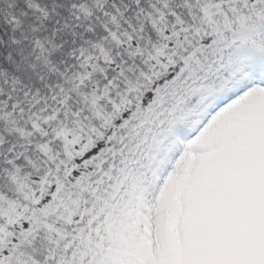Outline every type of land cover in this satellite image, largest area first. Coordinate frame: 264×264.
I'll return each mask as SVG.
<instances>
[{
    "label": "snow or ice",
    "instance_id": "snow-or-ice-1",
    "mask_svg": "<svg viewBox=\"0 0 264 264\" xmlns=\"http://www.w3.org/2000/svg\"><path fill=\"white\" fill-rule=\"evenodd\" d=\"M0 264H264V0H0Z\"/></svg>",
    "mask_w": 264,
    "mask_h": 264
}]
</instances>
